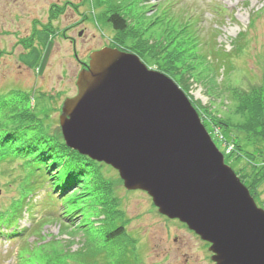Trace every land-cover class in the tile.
I'll return each mask as SVG.
<instances>
[{
	"label": "rangeland",
	"instance_id": "374dc122",
	"mask_svg": "<svg viewBox=\"0 0 264 264\" xmlns=\"http://www.w3.org/2000/svg\"><path fill=\"white\" fill-rule=\"evenodd\" d=\"M120 1L122 5L124 4V12L129 10L135 14L136 27L148 28L145 33V38L148 40L161 38L164 29L162 25L169 24V17L172 14L182 16L181 18L194 15L193 20H197L199 24L196 41L199 40V43L203 44L200 50L203 49L209 56L212 52L226 50L232 58H229L231 59L229 64H225L224 73L220 70L215 79L205 77L207 75L204 73L205 66L197 65L196 71H201L195 74L189 94L201 108L204 105H212L215 112L223 117H230L235 121L243 119L242 115L239 116L234 111V97L231 90L237 85L247 88L251 84H261L264 81V0ZM48 2L49 0H44V6L41 4L36 11L23 14L18 21L23 26L16 31L11 26L12 14H7L9 5L4 0H0V95L13 89L28 91L34 112L45 119V124H52L53 129L58 130H54V133L63 138L61 129L59 130L60 109L66 97L74 96L78 92L76 83L81 71L79 58L85 60L86 54L93 49L103 46L113 47L118 34L107 20L109 12L105 0H87L84 7L79 4L81 12L71 13V19H66V15L59 19L50 18ZM167 12L169 17L166 15ZM34 19L39 21L34 22ZM48 20L52 21L47 22ZM75 21L78 24L71 26ZM56 22L61 26L57 27ZM3 23L6 25H2ZM68 25L71 27L66 29ZM193 31H195L194 26ZM138 55L148 67L157 69L155 62L147 55L144 57ZM187 60L179 59V63L183 62L180 70L186 67ZM211 80L216 82L212 87ZM217 85L220 87L218 88ZM46 116L49 119H46ZM236 133L239 137L245 138V134L237 131ZM25 139L15 138L13 142H19L23 147H27ZM2 156L4 159L0 161L1 214L6 211L14 197L21 195L17 194L18 189L23 185L26 170L32 167L25 162L26 157L14 152L7 151ZM67 159L77 163V159L76 161L68 157ZM230 162L235 169L244 167L247 172L250 171L245 160ZM21 163L23 164L20 165ZM257 165L261 166L260 160ZM40 170L46 172V169ZM40 170L37 171V175L42 174ZM110 173L113 177H120L116 169L111 170ZM116 195L131 219L129 231L138 240L139 264H215L209 257L211 252L207 249L205 251L198 240L187 239L188 236L183 232H175L176 228L170 221L177 219L166 216L160 218L163 214L158 211L145 191L127 190L123 184L122 188H117ZM21 196L26 197L24 207H20L21 218H18L19 221L16 220L13 226L5 225V228H0L4 229V233L0 236V264H28V262L42 264L41 258L38 260L35 258L33 261L30 254L31 246L35 247L39 242L43 244L55 239L58 240L55 246L62 248L59 255L63 256L64 248L68 247L67 250L72 255L65 257L70 258L71 264H85L83 259L74 254L83 242L82 235L76 229L64 228L58 219L54 220L53 216H50L49 220L46 218L47 221L37 226V220L45 219L44 213L48 212L43 205L47 198L45 192L41 193V197L37 194L34 197L30 195L31 202L28 200V195ZM258 199L259 206L264 208V182L260 186ZM35 218L38 219L34 221ZM84 218H87V214ZM32 224H36V227L29 234L26 233L24 229L30 228ZM12 230H22L24 235L18 238L16 236L19 234L14 235ZM168 231L173 235L179 234L180 242L173 243L165 239ZM9 233L13 235L7 238L6 235ZM184 241L185 248L182 249L181 242ZM102 261L103 264L111 262L108 256Z\"/></svg>",
	"mask_w": 264,
	"mask_h": 264
},
{
	"label": "water",
	"instance_id": "95a60500",
	"mask_svg": "<svg viewBox=\"0 0 264 264\" xmlns=\"http://www.w3.org/2000/svg\"><path fill=\"white\" fill-rule=\"evenodd\" d=\"M64 101L65 143L147 192L158 211L210 243L216 264H264V208L226 163L186 92L139 55L90 54Z\"/></svg>",
	"mask_w": 264,
	"mask_h": 264
},
{
	"label": "trees",
	"instance_id": "16d2710c",
	"mask_svg": "<svg viewBox=\"0 0 264 264\" xmlns=\"http://www.w3.org/2000/svg\"><path fill=\"white\" fill-rule=\"evenodd\" d=\"M105 4L109 12L107 20L118 34L113 47L126 52L133 51L131 53L136 52L135 54L143 57L147 55L155 62L156 70L173 78L188 96L195 74L201 71H196L197 65L205 66V77L215 79L220 70L224 73L226 65L231 61L229 58L232 57L226 50L212 52L210 56L203 49L200 50L203 44L196 41L199 24L197 20H193L194 15L181 18L182 16L172 14L169 17L167 12L171 25H162L164 29L161 38L148 40L145 38L148 28L136 27L135 14L129 10L124 12V4L120 0H105ZM181 58L188 59V64L182 70L180 65L183 62L179 63ZM210 83L211 87L216 84L215 80ZM229 89L231 90V86ZM231 91L234 111L243 116L241 121L221 116L212 105L201 108L190 97L206 128L224 152L226 162L236 170L258 203L260 186L264 182V81L261 84H251L247 88L237 85ZM47 116L46 119H49ZM54 130L52 124H45V119L34 112L28 91L13 89L0 95V161L4 159L2 155L8 151L26 157L25 162L32 165L26 170L23 185L17 194L28 195L31 202V196L37 194L41 197V193L45 192L47 198L43 205L48 212L44 213L45 219H34L37 220V226L53 216L64 228L76 229L82 235L83 242L74 254L83 259L85 264H103L102 259L105 256L111 260L108 264H139L138 240L129 231L131 219L116 195L117 188H122L123 181L118 176H112L110 172L114 168L110 165L69 148L62 136L54 133ZM236 131L245 134V138L239 137ZM6 136L8 139H5ZM15 138H26L27 147L13 142ZM3 139L5 140L2 143ZM67 157L75 161L77 159V163L69 161ZM239 160L247 162L249 172L244 167L235 169L230 162ZM259 160L260 167L257 165ZM42 168L46 172L40 170ZM38 170L42 171L41 175H37ZM21 195L14 197L6 211L0 213V228L5 225L13 226L21 218L20 207L23 208L26 203V197ZM85 214L87 218H84ZM35 227L36 224H32L24 231L29 234ZM2 233L4 229H0V236ZM12 233H18V238L24 235L22 230H12ZM13 234L9 233L6 237ZM97 234L100 236L96 237ZM57 242L55 239L31 246L33 261L41 258L42 264H71L70 258L65 256L72 253L65 247L63 256L59 255L62 248L55 246Z\"/></svg>",
	"mask_w": 264,
	"mask_h": 264
},
{
	"label": "flooded vegetation",
	"instance_id": "af4514ba",
	"mask_svg": "<svg viewBox=\"0 0 264 264\" xmlns=\"http://www.w3.org/2000/svg\"><path fill=\"white\" fill-rule=\"evenodd\" d=\"M8 5V15H11L13 18V22L11 24V26H13L15 28L16 31H18V29L22 28V24H20L18 21L19 19H21L22 15L25 13H29V12H34L37 10V8H39V5H43L44 4V0H4ZM79 1V3L77 2ZM86 1L87 0H49V6H48V12L50 15V18H60L63 15H66V19H71L70 14H78L79 12H81V10L79 11L80 7L79 4L82 5V7H84L86 5ZM101 5H104V3H101ZM107 5V4H106ZM44 6V5H43ZM7 15V16H8ZM52 15V17H51ZM56 17H55V16ZM54 16V17H53ZM65 17V16H64ZM38 19H34L33 21L36 22ZM39 21V20H38ZM52 20H48L47 22H50ZM58 22V21H57ZM57 22L55 23V25L57 27H60ZM45 23V22H44ZM20 24V25H19ZM78 23L75 21L73 22V25H77ZM81 24V23H79ZM2 25H6L5 23H3ZM71 26H67L65 27L66 29L70 28ZM8 29L7 26H4ZM80 33L81 30H80ZM69 38V37H68ZM72 42V41H71ZM74 43V41H73ZM19 45V44H18ZM102 48V47H101ZM100 48L97 49H93L90 50L87 54H86V59L82 60L79 58V63L81 66V70L84 68H87L89 66V61H90V54L92 53V51L98 50ZM12 52V51H11ZM164 215H161L160 218L163 219ZM179 221V220H177ZM177 221H170L173 223L174 228H176V231L179 232H183L184 235L188 236L187 239L189 238H194V240H198L201 247L207 251L210 244H208L206 241L202 240L201 237L199 235H197L193 230H191L185 223L182 222H177ZM167 237V238H166ZM165 239H169L171 242L173 243H179L180 242V236L179 234H175L173 235V233H171V231H168L167 235H166ZM182 244V249L185 248V241L181 242ZM173 249H175L173 247ZM207 249V250H206ZM212 253L209 254V257L211 258ZM187 261H189V259H186ZM191 264V263H189Z\"/></svg>",
	"mask_w": 264,
	"mask_h": 264
}]
</instances>
